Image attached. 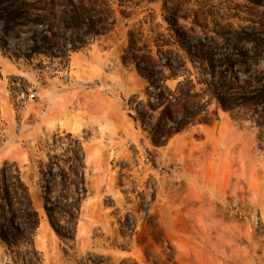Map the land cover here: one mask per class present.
I'll list each match as a JSON object with an SVG mask.
<instances>
[{"label":"rangeland","instance_id":"rangeland-1","mask_svg":"<svg viewBox=\"0 0 264 264\" xmlns=\"http://www.w3.org/2000/svg\"><path fill=\"white\" fill-rule=\"evenodd\" d=\"M0 264H264V0H0Z\"/></svg>","mask_w":264,"mask_h":264},{"label":"trees","instance_id":"trees-1","mask_svg":"<svg viewBox=\"0 0 264 264\" xmlns=\"http://www.w3.org/2000/svg\"><path fill=\"white\" fill-rule=\"evenodd\" d=\"M138 66V69L140 70V72H143V69H141L140 67H139V65H137ZM16 183H18L19 185H23V189L25 188V199H24V202H25V204L26 205H29V211H32V215L33 216H35L36 218H37V220H38V215H37V212L34 210V207H33V205H32V202H31V200H30V198H29V193L28 192H26V187L24 186V184L21 182V179L18 177L17 178V182ZM82 191L84 192H86V188L85 187H83V189H82ZM20 202V201H19ZM13 203H15V202H13ZM18 204H20V203H18ZM22 204V203H21Z\"/></svg>","mask_w":264,"mask_h":264},{"label":"built area","instance_id":"built-area-1","mask_svg":"<svg viewBox=\"0 0 264 264\" xmlns=\"http://www.w3.org/2000/svg\"><path fill=\"white\" fill-rule=\"evenodd\" d=\"M34 98V95L27 96L25 100H32Z\"/></svg>","mask_w":264,"mask_h":264}]
</instances>
